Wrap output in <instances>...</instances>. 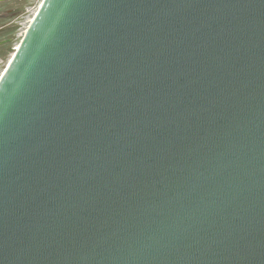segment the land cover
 <instances>
[{"label":"water","instance_id":"water-1","mask_svg":"<svg viewBox=\"0 0 264 264\" xmlns=\"http://www.w3.org/2000/svg\"><path fill=\"white\" fill-rule=\"evenodd\" d=\"M0 264H264V0H43L0 77Z\"/></svg>","mask_w":264,"mask_h":264},{"label":"rangeland","instance_id":"rangeland-1","mask_svg":"<svg viewBox=\"0 0 264 264\" xmlns=\"http://www.w3.org/2000/svg\"><path fill=\"white\" fill-rule=\"evenodd\" d=\"M42 0L0 2V76L10 62ZM8 62V63H7Z\"/></svg>","mask_w":264,"mask_h":264},{"label":"bare ground","instance_id":"bare-ground-1","mask_svg":"<svg viewBox=\"0 0 264 264\" xmlns=\"http://www.w3.org/2000/svg\"><path fill=\"white\" fill-rule=\"evenodd\" d=\"M42 2H43V0L41 1L39 7L41 6ZM39 7H38V9H39ZM38 9H37V10H38ZM35 14H36V13H35ZM34 16H35V15H34ZM33 18H34V17H33ZM33 18L31 19V21L33 20ZM31 21H30V23H31ZM29 25H30V24H29ZM28 27H29V26H28ZM28 27H27V28H28ZM26 30H27V29H26ZM25 32H26V31H25ZM19 45H20V43L17 44V48L19 47ZM14 53H15V52H14ZM14 53H13V55H14ZM11 58H12V56H11ZM10 60H11V59H10ZM7 63H8V62H7ZM8 64H9V63H8ZM6 67H7V66H6ZM5 69H6V68H5ZM5 69L3 70L2 74L4 73ZM2 74H1V76H2ZM1 76H0V77H1Z\"/></svg>","mask_w":264,"mask_h":264},{"label":"flooded vegetation","instance_id":"flooded-vegetation-1","mask_svg":"<svg viewBox=\"0 0 264 264\" xmlns=\"http://www.w3.org/2000/svg\"><path fill=\"white\" fill-rule=\"evenodd\" d=\"M4 1H6V0H0V2H4Z\"/></svg>","mask_w":264,"mask_h":264}]
</instances>
